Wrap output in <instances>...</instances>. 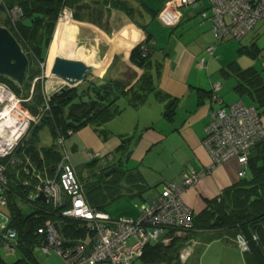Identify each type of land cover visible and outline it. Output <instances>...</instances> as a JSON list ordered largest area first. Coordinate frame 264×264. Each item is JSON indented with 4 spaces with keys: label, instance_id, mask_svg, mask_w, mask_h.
Masks as SVG:
<instances>
[{
    "label": "crops",
    "instance_id": "crops-1",
    "mask_svg": "<svg viewBox=\"0 0 264 264\" xmlns=\"http://www.w3.org/2000/svg\"><path fill=\"white\" fill-rule=\"evenodd\" d=\"M170 1L73 0L75 21L71 30L75 28L78 33L84 34L89 30L95 39L100 38L102 32L107 39H111L105 43L107 52L103 55L101 51L105 45L96 43L95 47L89 49L80 41H74L75 48L81 47L79 58L88 56L95 67L104 64L100 72H95L88 80L98 77L118 81L125 87L126 93L114 100L111 110L115 114L109 119L75 130L68 138L70 147H66L64 141L63 147L59 148L47 126L39 129L30 145L41 158V170H37L34 165L29 170L30 179L17 180V171L11 169L14 166L10 170L8 168V175L14 176L9 177L10 182L23 183L19 188L12 186L11 190L13 203L23 215L33 208L25 198L28 193H32L28 184L36 185L37 176L57 177L62 150L66 151L83 184L89 205L105 212L113 220L123 217L136 219L145 206L155 201L163 184H181L182 176L193 171L207 170L199 182L182 192L183 201L195 215L207 207L208 201L219 198L225 188L239 182L240 165L236 160L210 168L211 157L202 140L213 110L240 100L255 104L252 91L242 93L238 87L240 82L234 70L252 69L264 79V20L257 22L240 41L225 38L215 49L214 56L209 57L205 49L214 41V36L210 23L199 15L201 11L207 10V1L199 0L193 6H184L179 10L166 8ZM163 12L172 18L171 24L160 18ZM149 18L152 22L153 18L156 19L158 32L151 28L145 30L143 24ZM166 33L168 36H165ZM118 35L124 38L123 42L131 41L127 52L118 49L121 44L113 43ZM146 38L153 47L141 69L130 62V53ZM157 39L161 40L160 44ZM64 41L72 44L65 38ZM58 44L57 51L65 49L60 47L62 44L65 46L61 39ZM154 52L158 53L157 61L161 59L166 68L162 72L165 73V82L160 80L162 90H156L154 82L159 73L150 71L149 59L155 60ZM47 56L48 49L45 58ZM200 60L205 61L204 67L198 65ZM143 74L151 81L146 83V87L141 84ZM215 82L221 84L218 91L220 104L211 100V86ZM88 85L82 81L75 87L84 92ZM2 86L0 112L8 108L11 116L8 124L2 121L3 117H9L6 112L0 117V146H5L14 143L19 136L17 121L22 117L15 113V109L12 110L11 105L15 101L13 104L19 107L20 100L5 85ZM5 99L8 103H5ZM261 121L264 124V115ZM13 130L15 134H12ZM10 135L15 139L9 140ZM68 149L74 153L72 157ZM89 152L99 153V159L91 158ZM56 154L60 155L59 158ZM106 156H111V160L103 165L102 158ZM0 209L10 218L8 227L16 231L11 225L9 204L0 206ZM173 233L165 231L148 245L167 246L180 236ZM89 238L90 234L86 232L79 241L88 242ZM178 247V244L171 245L165 257L159 261H148L142 255L132 264H245V253L230 238L215 239L208 243L192 240ZM201 247H204L203 252L196 255ZM37 251L41 252L38 246L29 255L16 249L9 253L0 244V258L7 263L30 256L31 262L41 264L36 256Z\"/></svg>",
    "mask_w": 264,
    "mask_h": 264
},
{
    "label": "trees",
    "instance_id": "trees-1",
    "mask_svg": "<svg viewBox=\"0 0 264 264\" xmlns=\"http://www.w3.org/2000/svg\"><path fill=\"white\" fill-rule=\"evenodd\" d=\"M3 2L7 8L18 6L22 11L21 19L14 26L10 24L8 18L2 25L9 29L28 58L26 75L29 73L31 61L38 66L36 72L30 75L32 81L44 70L45 54L61 8L65 5L72 10L73 0H3ZM0 11L4 13L1 6ZM144 44H148L147 38ZM140 45L131 50L130 62L142 69L151 51L147 56H143ZM234 72L240 82L238 87L241 88L242 93L251 90L254 94L255 104H246L253 106L260 116L264 115V79L252 69L236 68ZM141 78V84L145 87L148 81L151 82L144 74ZM37 81L35 86L33 85V95H31L34 105L28 106V110L33 116L38 117V121L29 125L25 136L19 140L9 155L0 158V165L5 167L6 189L3 195L12 214L11 225L17 232L15 249L25 255L32 254V250L42 243L43 235L38 233V229L44 226L46 221L58 224L61 238L69 245L79 242L87 232V224L80 219L63 217L58 207L37 200L35 196L40 192L38 187L45 179L38 176L36 185L28 184L32 193H28L25 197L26 202L33 208L23 215L13 203L11 192L12 186L19 188L23 183L10 182L9 177L14 178L13 174L8 175L10 167L14 166L11 169L17 171V180L30 179V171L34 165L37 170H41V158L30 145V141L41 127L49 128L55 142L59 135L67 138L70 136L67 135L68 130L74 132L90 124H100L113 116L115 113L111 108L114 100L126 93L125 87L118 81L98 79L90 81L87 77L83 82L89 85L84 92L74 87L47 96L44 93L43 80ZM0 84L7 86L17 97L22 96L21 89L26 91L21 98L30 97V82H25V79L21 85H18L9 77L0 75ZM42 104L45 107H42ZM56 155L59 158L60 155ZM20 158L21 162H19ZM11 159L14 160L13 163H10ZM192 223V229L174 238L169 245H148L142 255L148 261H159L165 257L171 245L173 247L178 244L179 249L192 240L208 243L215 239L230 238L234 241L236 236L242 235L248 242V250L244 252L245 264H264V139L256 142L249 149L245 176L237 184L225 188L219 198L208 201L207 207L194 215ZM29 257L23 256L11 263L0 258V264H36L31 262Z\"/></svg>",
    "mask_w": 264,
    "mask_h": 264
},
{
    "label": "built area",
    "instance_id": "built-area-1",
    "mask_svg": "<svg viewBox=\"0 0 264 264\" xmlns=\"http://www.w3.org/2000/svg\"><path fill=\"white\" fill-rule=\"evenodd\" d=\"M206 1L208 8L199 15L210 23V30L214 36V41L205 49L209 57L214 56L215 49L225 38L240 41L257 22L264 20V0ZM197 2V0H171L166 8L179 10L184 6H193ZM0 6L3 7L11 25L14 26L21 19L23 14L20 7L7 8L3 0H0ZM70 15L71 10L63 5L54 33L59 26L58 23L64 24L63 22ZM166 15V13L161 14L160 18L171 24L172 18ZM152 47L150 43H141L142 55L147 56ZM198 65L204 67L206 63L200 60ZM220 87V82H215L211 86L213 103H221L218 95ZM14 109L15 113L22 117L17 121L20 134L14 143L0 146V157L9 155L20 140L19 137L25 136L29 125L38 121V117L27 110L20 109L16 105L12 107V110ZM72 133L71 130L67 131L68 136ZM262 139H264V124L261 116L253 106L240 100L227 106H220L211 112L202 144L211 157L210 168L236 160L240 165L238 176L243 178L249 149ZM64 141V136H57L56 144L59 148L63 147ZM89 156L99 159L100 154L89 152ZM110 160L111 156L102 158V161ZM13 161L11 159L10 163ZM4 171L5 167L0 165V206L6 205L3 195L6 189ZM57 172V177L43 179L38 190L44 193L46 202L58 207L61 216L86 222V230L90 238L88 242L65 244L54 223L46 221L44 226L38 229V233L43 235V241L39 245L40 251L45 255L57 254L64 264H132L142 256L146 246L156 241L163 232L172 231L173 234L181 235L192 229L195 214L183 201L182 192L199 182L207 170L184 174L181 184L172 182L163 184L155 201L145 206L136 219L123 217L116 220L89 205L83 184L78 179L65 150L61 151ZM63 199H65L64 206H62ZM9 221V216L0 209V244L10 253L17 244V232L8 227ZM234 242L242 252L248 250V242L242 235L236 236Z\"/></svg>",
    "mask_w": 264,
    "mask_h": 264
},
{
    "label": "rangeland",
    "instance_id": "rangeland-1",
    "mask_svg": "<svg viewBox=\"0 0 264 264\" xmlns=\"http://www.w3.org/2000/svg\"><path fill=\"white\" fill-rule=\"evenodd\" d=\"M74 17L75 16L73 15V12L71 10V15L66 21L63 22L64 24H62L61 22L58 23L60 25L62 24L63 33L58 31L57 36L55 35V33L53 34L51 42H50L49 47H48V56L45 58V61H44V63H45L44 70H43L42 74H40L39 76H35V78L32 79V81L30 80V75L33 72H36V69H37L38 66L35 63H32V61H31L29 73L25 77V82H30V88H31L30 89V93H29L30 97H28L27 99L21 98V97H24V95L26 94V91L23 90V89H21L22 90V96L17 97V96L14 95L16 97V99H19V100L22 99L21 101H19V104H18V106L21 107V109H23V108H27L28 109V106H33L34 105L33 97H31V95H33V92H32L33 85L35 86L37 80H39V81L43 80L42 84L44 86V93L47 96L50 93L54 92L55 89L57 88V86L60 85V83L58 81L54 80L49 74L50 64L52 63L51 61L53 60L54 56L61 55V56H65V57L72 58V59H79V60H83L84 59L83 61L85 63L93 65L92 62H90V59H89L88 56L85 55L84 57L79 58V56L81 54V52H80L81 51L80 50L81 47L75 48L74 41L75 42H79L80 41L83 45H86L87 48L91 49L93 46L94 47L96 46V43L105 45V43H107V41L111 40V39L110 40L107 39L102 32H100L101 33V37L95 39L94 35L89 30L85 34L84 33H78L75 28H74V31H72L71 30V25L74 24V21H75ZM5 20H6L5 14L0 11V24L4 23ZM150 20H151V18L147 19V21H145V24H143L145 30L149 31V29L151 28V29H154L156 32H158L159 29L157 30V28H156V22H157L156 19L153 18L154 22H152V20L150 22ZM105 28L107 29V26ZM169 30L171 31V29H169ZM169 30H168V32H169ZM119 35L116 36L115 38H118V37L121 36V35L120 36ZM165 36H168V33H166ZM58 38L61 39L62 42H64L65 46L63 44L60 46L61 48H65L64 50L61 49V50L57 51L58 46H59V44H58L59 43V39ZM64 38L67 39V40H70L72 42V44L65 43ZM123 40H124V38L119 41L118 44H121V45L118 47V49L122 50V51L125 50V52H127L126 49L129 46V44L131 43V41L129 42V41L125 40L123 42ZM132 41H134V40H132ZM157 41H158L159 44L161 43L160 39L159 40L157 39ZM141 43H145V40L143 42H141ZM164 43H166V39H164ZM55 52H56V54L54 55ZM104 52H107V46L106 45H105V47H102V51H101L102 55L104 54ZM153 55H154V59L156 60V62L153 59H149V61L151 62L150 63V65H151L150 71H152V72H156L157 71L159 73V77H156V79H154V82H155L156 90H162L163 86H162V84H160V82L161 81L165 82V73L164 74L162 73L166 69V68H164L165 64H163L164 62H162L161 59H159L157 61V59H158V53L157 52H154ZM159 65H161V68L158 69ZM103 67H104V64L101 67H96V69H95L96 74L99 73L100 70ZM94 75H95V73H94ZM94 78L98 79V80H104V79H100L98 77H94ZM7 89H9V88L7 87ZM162 93H163V91H162ZM244 97H247V96H244ZM5 98H6V96H5ZM149 100H151V98H149ZM5 103H8V101L6 99H5ZM5 103L3 102V104H5ZM0 108H2V105H0ZM8 116H9L8 118L3 117V119H2L3 124H8L10 122V120H11L10 117L11 116L9 114H8ZM12 134H15L14 130H13ZM13 137H14L13 135H10L9 140L10 139L14 140L15 137L14 138ZM68 138L69 137H67L66 140H65L66 147H70L71 146L70 145V140H68ZM87 149H85V150H87ZM68 151H69L68 153H69L70 157H72V155L74 153L71 151V149H68ZM82 151H84V150H82ZM82 151H80L79 153H83ZM203 250H204V247H201L199 249L200 252L197 253L196 255L201 254L203 252ZM36 256H37V259L41 262V264H64L63 260L55 253H51L50 255H45V254L37 251L36 252ZM99 264H109V263H99Z\"/></svg>",
    "mask_w": 264,
    "mask_h": 264
},
{
    "label": "water",
    "instance_id": "water-1",
    "mask_svg": "<svg viewBox=\"0 0 264 264\" xmlns=\"http://www.w3.org/2000/svg\"><path fill=\"white\" fill-rule=\"evenodd\" d=\"M27 67L28 58L20 44L8 28L0 26V75L9 77L18 85H21L25 79ZM95 69V66L79 59H72L61 55L54 56L49 74L60 85L49 96L54 95L57 91H64L65 89L75 87L87 77L94 75ZM36 199L42 202L46 201L43 192H39ZM64 205L65 199H63L62 206ZM54 227L59 232L57 223H54Z\"/></svg>",
    "mask_w": 264,
    "mask_h": 264
},
{
    "label": "bare ground",
    "instance_id": "bare-ground-1",
    "mask_svg": "<svg viewBox=\"0 0 264 264\" xmlns=\"http://www.w3.org/2000/svg\"><path fill=\"white\" fill-rule=\"evenodd\" d=\"M62 30H63L62 24H61V25L59 24V26H58V28H57V30H56V32H55V35L57 36L58 31L62 32ZM55 35H54V36H55ZM120 40H121V37L114 38L113 43L116 42L115 44H118ZM51 62H52V61H51ZM50 66H51V64H50ZM13 103H15V101H12V103H11V105L14 106ZM8 111H9V110H8V108H7V109H5V111H3L2 113L0 112V117H1V115L4 114L5 112L8 114Z\"/></svg>",
    "mask_w": 264,
    "mask_h": 264
},
{
    "label": "flooded vegetation",
    "instance_id": "flooded-vegetation-1",
    "mask_svg": "<svg viewBox=\"0 0 264 264\" xmlns=\"http://www.w3.org/2000/svg\"><path fill=\"white\" fill-rule=\"evenodd\" d=\"M19 139H21V137H19ZM19 141V140H18ZM109 163V161H102V164L103 165H106V164H108Z\"/></svg>",
    "mask_w": 264,
    "mask_h": 264
},
{
    "label": "clouds",
    "instance_id": "clouds-1",
    "mask_svg": "<svg viewBox=\"0 0 264 264\" xmlns=\"http://www.w3.org/2000/svg\"><path fill=\"white\" fill-rule=\"evenodd\" d=\"M0 86H2V84H0ZM19 142V141H18Z\"/></svg>",
    "mask_w": 264,
    "mask_h": 264
}]
</instances>
